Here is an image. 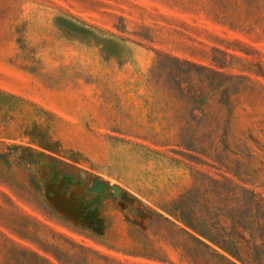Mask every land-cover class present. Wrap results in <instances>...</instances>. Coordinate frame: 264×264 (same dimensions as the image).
Here are the masks:
<instances>
[{
  "label": "rangeland",
  "instance_id": "rangeland-1",
  "mask_svg": "<svg viewBox=\"0 0 264 264\" xmlns=\"http://www.w3.org/2000/svg\"><path fill=\"white\" fill-rule=\"evenodd\" d=\"M242 189L264 0H0V264H231L180 217L228 230Z\"/></svg>",
  "mask_w": 264,
  "mask_h": 264
},
{
  "label": "trees",
  "instance_id": "trees-1",
  "mask_svg": "<svg viewBox=\"0 0 264 264\" xmlns=\"http://www.w3.org/2000/svg\"><path fill=\"white\" fill-rule=\"evenodd\" d=\"M236 189H240V187L237 186ZM243 190L249 194L250 213H246L243 216L233 215L230 217L223 215L233 225L228 230L221 227L216 228L222 215H216L210 219L201 218L200 227L190 219L186 221L180 217V220L201 237L228 254L233 260L212 249L215 254H218L231 264H236L235 261L241 264H264V203H261V199L258 200L256 198V194L253 191ZM234 201H238V199L235 197ZM211 219L213 220L211 221ZM234 225L238 227L235 228ZM200 243L210 248L202 240H200Z\"/></svg>",
  "mask_w": 264,
  "mask_h": 264
},
{
  "label": "water",
  "instance_id": "water-1",
  "mask_svg": "<svg viewBox=\"0 0 264 264\" xmlns=\"http://www.w3.org/2000/svg\"><path fill=\"white\" fill-rule=\"evenodd\" d=\"M113 189H115V188H113Z\"/></svg>",
  "mask_w": 264,
  "mask_h": 264
}]
</instances>
